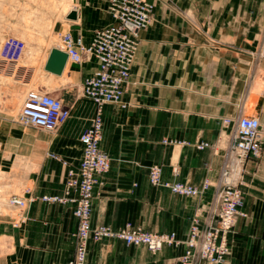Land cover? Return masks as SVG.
<instances>
[{
	"label": "crops",
	"instance_id": "0c3cea01",
	"mask_svg": "<svg viewBox=\"0 0 264 264\" xmlns=\"http://www.w3.org/2000/svg\"><path fill=\"white\" fill-rule=\"evenodd\" d=\"M147 1L153 11L139 32L122 102L102 106L99 146L110 168L93 189L91 223L113 231L139 227L152 234L174 233L180 243L152 253L115 238L89 241L85 264H179L192 217L200 227L216 217L217 179L232 123L256 114L264 137V0ZM70 10L77 19L57 21L55 33L69 31L85 44L110 22L107 0H73ZM96 67L87 56L66 65L59 77L45 72L59 85L57 98L71 108L54 131L27 127L18 138L2 132L18 129L15 123H0V167L9 163L12 179L18 177L17 163H25L22 180L34 197L27 219L17 227L10 214L0 212V237L17 251L21 264H68L72 257L74 205L40 197L62 195L68 170L79 163L78 137L94 112L82 96V82ZM202 142L209 146L196 149ZM154 164L161 166L162 181L202 188L201 195L151 186L148 169ZM240 189L246 216L237 217L229 254L220 264H264V148L246 162ZM8 259L0 252V264Z\"/></svg>",
	"mask_w": 264,
	"mask_h": 264
},
{
	"label": "built area",
	"instance_id": "2783aa9c",
	"mask_svg": "<svg viewBox=\"0 0 264 264\" xmlns=\"http://www.w3.org/2000/svg\"><path fill=\"white\" fill-rule=\"evenodd\" d=\"M152 11L153 5L147 0H108L110 22L96 30L89 43L85 44L80 36L74 37L70 32L60 35L59 49L67 54V63L79 64L90 56L97 65L94 73L82 82V96L93 103L94 112L89 126L78 137L81 146L79 163L75 169L68 170L62 195L40 197L46 203L74 205L76 229L72 234L73 252L68 264H85L89 241L115 238L127 246H145L152 253L158 252L163 246L180 243L174 233L152 234L139 227L113 231L108 226L91 223L93 189L110 168V158L99 146L102 106L107 103L121 104L138 45V35L147 27ZM23 50L25 43L22 40L6 37L0 46V61L11 66L23 56ZM70 110V106L48 92L30 90L24 97L18 120L24 126L54 131L70 117ZM208 146V143L202 142L196 145V149L203 150ZM263 148L264 137L258 117L241 115L232 125L230 142L217 179L216 217L205 227H200L196 216L192 217L179 264H220L229 254V235L236 219L246 216L241 210L243 192L240 189L245 164L249 159L258 157ZM50 156L58 158L53 154ZM148 181L151 186L165 187L176 195L199 196L202 192V188L192 185L162 181L161 166L157 164L149 167ZM206 187L205 182L203 189ZM33 200L27 187L20 195L12 194L6 199L5 205L16 210V214L11 215L13 227L25 222L28 206Z\"/></svg>",
	"mask_w": 264,
	"mask_h": 264
},
{
	"label": "rangeland",
	"instance_id": "374dc122",
	"mask_svg": "<svg viewBox=\"0 0 264 264\" xmlns=\"http://www.w3.org/2000/svg\"><path fill=\"white\" fill-rule=\"evenodd\" d=\"M72 4L73 0H0V46L9 36L25 43V53L17 63L8 66L0 61V123L12 122L18 127V129L2 130V132L12 133L18 138L25 136L22 134L24 133L23 128L28 126L19 122L18 113L28 91L42 90L54 97H61L55 94L59 85L45 78L41 63L48 49L60 45V35L69 32L65 30L57 35L55 23L64 21ZM63 98L68 100L66 95ZM246 115L257 116L250 113ZM42 135L46 136V133ZM1 164L0 212L14 216L16 210L8 208L5 201L9 195H20L26 188V182L22 180L26 166L25 163L19 161L17 163L18 177L11 179L9 163L2 162ZM12 173L15 174V171ZM9 246L6 238L0 237V252L7 253L10 258L7 264H21L17 251L10 250Z\"/></svg>",
	"mask_w": 264,
	"mask_h": 264
},
{
	"label": "water",
	"instance_id": "95a60500",
	"mask_svg": "<svg viewBox=\"0 0 264 264\" xmlns=\"http://www.w3.org/2000/svg\"><path fill=\"white\" fill-rule=\"evenodd\" d=\"M66 20L75 21L77 12L70 10L64 17ZM67 54L57 47H51L42 66V70L54 76H61L67 64Z\"/></svg>",
	"mask_w": 264,
	"mask_h": 264
},
{
	"label": "bare ground",
	"instance_id": "6f19581e",
	"mask_svg": "<svg viewBox=\"0 0 264 264\" xmlns=\"http://www.w3.org/2000/svg\"><path fill=\"white\" fill-rule=\"evenodd\" d=\"M57 48H60V45H58ZM66 65H68V63H67ZM50 75H51V74H50ZM1 200H2V199H1ZM1 200H0V201H1Z\"/></svg>",
	"mask_w": 264,
	"mask_h": 264
}]
</instances>
